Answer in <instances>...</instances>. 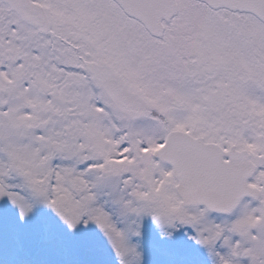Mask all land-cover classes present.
Segmentation results:
<instances>
[{
	"label": "snow or ice",
	"instance_id": "snow-or-ice-1",
	"mask_svg": "<svg viewBox=\"0 0 264 264\" xmlns=\"http://www.w3.org/2000/svg\"><path fill=\"white\" fill-rule=\"evenodd\" d=\"M0 264H264V0H0Z\"/></svg>",
	"mask_w": 264,
	"mask_h": 264
}]
</instances>
